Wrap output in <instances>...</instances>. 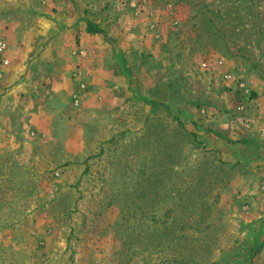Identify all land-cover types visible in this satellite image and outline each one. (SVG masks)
<instances>
[{
  "label": "rangeland",
  "instance_id": "obj_1",
  "mask_svg": "<svg viewBox=\"0 0 264 264\" xmlns=\"http://www.w3.org/2000/svg\"><path fill=\"white\" fill-rule=\"evenodd\" d=\"M66 9L101 29L71 68L37 59ZM0 30V264H264V0H0Z\"/></svg>",
  "mask_w": 264,
  "mask_h": 264
},
{
  "label": "crops",
  "instance_id": "obj_2",
  "mask_svg": "<svg viewBox=\"0 0 264 264\" xmlns=\"http://www.w3.org/2000/svg\"><path fill=\"white\" fill-rule=\"evenodd\" d=\"M56 15L57 18H55V25L52 30V32L55 33L56 36L51 38L50 43L48 42L49 45L48 43H44L46 38L41 39L39 43L42 45L49 46L54 50V53H52L51 55H49L48 53L42 54L37 59L41 60V62L47 63L50 62L49 60H58V62L62 61L69 68H71L73 63L75 62V58H80L77 54V49L83 47L85 44L87 45L90 42V39L92 38V34L87 31L84 22L79 20L80 15L78 11L66 9L65 11L57 12ZM76 36L80 38V44L78 43V45L75 42ZM92 46L94 47L95 45ZM96 50L99 51L100 55V57L98 58L99 64H107L108 61L106 57L104 58L103 53L105 51L112 50V44L108 43L107 41H104L101 46L96 45ZM4 68L6 73V67L4 66ZM21 70L19 74H26L28 72V70H25L22 73ZM105 70H107V67H105Z\"/></svg>",
  "mask_w": 264,
  "mask_h": 264
},
{
  "label": "built area",
  "instance_id": "obj_3",
  "mask_svg": "<svg viewBox=\"0 0 264 264\" xmlns=\"http://www.w3.org/2000/svg\"><path fill=\"white\" fill-rule=\"evenodd\" d=\"M40 1L44 3L47 0H40ZM6 48H7L6 38L3 34V32H1V30H0V62L2 64V66L6 65V63L8 62L6 55H5Z\"/></svg>",
  "mask_w": 264,
  "mask_h": 264
},
{
  "label": "trees",
  "instance_id": "obj_4",
  "mask_svg": "<svg viewBox=\"0 0 264 264\" xmlns=\"http://www.w3.org/2000/svg\"><path fill=\"white\" fill-rule=\"evenodd\" d=\"M87 31L90 33H98L101 32V29L93 25L92 23H89L87 27Z\"/></svg>",
  "mask_w": 264,
  "mask_h": 264
}]
</instances>
